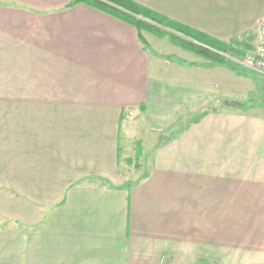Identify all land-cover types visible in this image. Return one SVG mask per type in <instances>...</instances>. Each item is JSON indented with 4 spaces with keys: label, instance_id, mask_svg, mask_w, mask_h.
I'll return each instance as SVG.
<instances>
[{
    "label": "crops",
    "instance_id": "crops-1",
    "mask_svg": "<svg viewBox=\"0 0 264 264\" xmlns=\"http://www.w3.org/2000/svg\"><path fill=\"white\" fill-rule=\"evenodd\" d=\"M136 1L258 45L264 0ZM70 2L0 0V264H264L250 80Z\"/></svg>",
    "mask_w": 264,
    "mask_h": 264
},
{
    "label": "trees",
    "instance_id": "trees-1",
    "mask_svg": "<svg viewBox=\"0 0 264 264\" xmlns=\"http://www.w3.org/2000/svg\"><path fill=\"white\" fill-rule=\"evenodd\" d=\"M78 3H85L134 25L139 30L140 40L145 47L148 43L142 31L149 30L159 35H168L169 39L176 44L218 63L224 64L227 62L226 54L239 58L246 56L248 46H235L233 43L224 42L200 30L184 25L159 11L150 9L136 0H71L69 6ZM163 27H168L173 31H168ZM142 150L140 142H137L136 159L140 157Z\"/></svg>",
    "mask_w": 264,
    "mask_h": 264
},
{
    "label": "rangeland",
    "instance_id": "rangeland-1",
    "mask_svg": "<svg viewBox=\"0 0 264 264\" xmlns=\"http://www.w3.org/2000/svg\"><path fill=\"white\" fill-rule=\"evenodd\" d=\"M164 28H168V27H164ZM168 29H170V28H168ZM157 35L162 36V37L168 36V35H159V34H157ZM145 40L148 43L146 38H145ZM173 43L176 44L175 42H173ZM176 45H178V44H176ZM179 46H181V45H179ZM146 47H149V43ZM181 47H183V46H181ZM190 51H192V50H190ZM192 52H194V51H192ZM226 56L228 59H227V62L224 64L215 62L212 59L206 58L204 56H203V58L211 60L219 66H226L229 68H232L234 66V69H235L237 75L244 76L250 80V84H249L250 86L249 85L243 86L245 81H240V82L236 81V83L241 84V86H239V85L237 86V90L235 91V100L234 101H232V100L228 101L229 105L234 106L235 108H242L244 106L253 107L254 105L259 103L260 101L264 100V93L262 95L259 91V89L262 85L264 87V76L261 75L259 72L258 73L257 72H254V73L248 72L249 70L245 69V67H244L246 65H244V63H243V61H244L243 58L231 56L229 54H226ZM238 59H240V61ZM242 87L244 88L243 92H242V89H243Z\"/></svg>",
    "mask_w": 264,
    "mask_h": 264
},
{
    "label": "built area",
    "instance_id": "built-area-1",
    "mask_svg": "<svg viewBox=\"0 0 264 264\" xmlns=\"http://www.w3.org/2000/svg\"><path fill=\"white\" fill-rule=\"evenodd\" d=\"M258 45L244 57L247 65L264 74V15L258 20Z\"/></svg>",
    "mask_w": 264,
    "mask_h": 264
},
{
    "label": "water",
    "instance_id": "water-1",
    "mask_svg": "<svg viewBox=\"0 0 264 264\" xmlns=\"http://www.w3.org/2000/svg\"><path fill=\"white\" fill-rule=\"evenodd\" d=\"M180 35H182L183 36V34H180ZM193 40V39H192ZM195 41V40H194Z\"/></svg>",
    "mask_w": 264,
    "mask_h": 264
}]
</instances>
